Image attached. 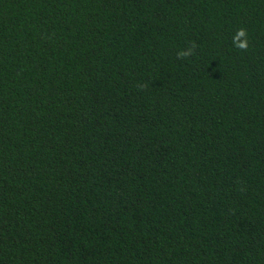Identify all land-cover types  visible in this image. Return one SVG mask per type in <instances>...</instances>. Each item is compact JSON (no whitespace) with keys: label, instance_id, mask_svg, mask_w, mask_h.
Wrapping results in <instances>:
<instances>
[{"label":"trees","instance_id":"1","mask_svg":"<svg viewBox=\"0 0 264 264\" xmlns=\"http://www.w3.org/2000/svg\"><path fill=\"white\" fill-rule=\"evenodd\" d=\"M0 264H264V0H0Z\"/></svg>","mask_w":264,"mask_h":264},{"label":"clouds","instance_id":"2","mask_svg":"<svg viewBox=\"0 0 264 264\" xmlns=\"http://www.w3.org/2000/svg\"><path fill=\"white\" fill-rule=\"evenodd\" d=\"M190 51H191L190 49L188 51H181V52H178L177 55L180 57H185L189 54Z\"/></svg>","mask_w":264,"mask_h":264}]
</instances>
